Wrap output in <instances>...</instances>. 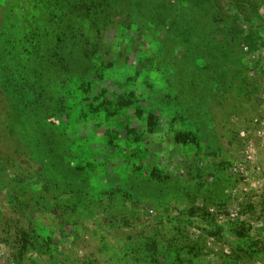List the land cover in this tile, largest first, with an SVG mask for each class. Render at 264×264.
I'll use <instances>...</instances> for the list:
<instances>
[{
  "label": "rangeland",
  "instance_id": "rangeland-1",
  "mask_svg": "<svg viewBox=\"0 0 264 264\" xmlns=\"http://www.w3.org/2000/svg\"><path fill=\"white\" fill-rule=\"evenodd\" d=\"M0 264H264V0H0Z\"/></svg>",
  "mask_w": 264,
  "mask_h": 264
},
{
  "label": "trees",
  "instance_id": "trees-1",
  "mask_svg": "<svg viewBox=\"0 0 264 264\" xmlns=\"http://www.w3.org/2000/svg\"><path fill=\"white\" fill-rule=\"evenodd\" d=\"M9 68V70H10V66L8 67ZM176 142H181L180 141V137H176V140H175Z\"/></svg>",
  "mask_w": 264,
  "mask_h": 264
}]
</instances>
